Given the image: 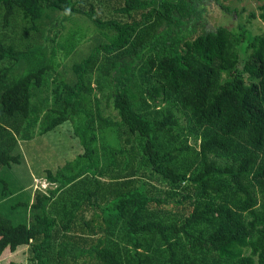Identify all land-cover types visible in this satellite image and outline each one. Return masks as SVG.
I'll list each match as a JSON object with an SVG mask.
<instances>
[{"label": "trees", "instance_id": "obj_1", "mask_svg": "<svg viewBox=\"0 0 264 264\" xmlns=\"http://www.w3.org/2000/svg\"><path fill=\"white\" fill-rule=\"evenodd\" d=\"M201 1L0 0L5 26L22 15L44 36L79 15L99 30L64 70L46 44L0 45V166L20 163L14 137L45 108L39 133L70 122L82 147L22 204L30 224L0 214V258L26 247L30 264H264V33H185ZM102 55L116 121L90 82Z\"/></svg>", "mask_w": 264, "mask_h": 264}, {"label": "rangeland", "instance_id": "obj_2", "mask_svg": "<svg viewBox=\"0 0 264 264\" xmlns=\"http://www.w3.org/2000/svg\"><path fill=\"white\" fill-rule=\"evenodd\" d=\"M198 5L197 21L193 20L188 24L185 27V33L199 34L204 31L215 30L217 27H226L229 30H237L243 27L250 31L253 36L264 33V21L260 16L264 0H204ZM29 27L30 24L23 19L22 15H16L7 26L4 25V17L2 16L0 18V45L20 49L29 42L46 44L57 53V61L61 62L63 70L67 66L71 68L82 62L89 51L88 47L99 35V30L95 25L87 18L79 15L63 16L62 22L58 21L56 25L44 31V36L29 31ZM74 35V42L68 46L76 44L72 50H68L67 39L69 37L72 39L71 36ZM241 49L242 57L247 59L250 53L247 50V44H243ZM67 51L69 52L67 53ZM76 52L78 54L71 56ZM105 57L106 55L101 56V63L94 69L90 82L95 88L96 96L103 104V115L116 121L119 120L118 114L105 107L106 99L102 95L103 91H101V89L106 92L111 91L108 81L112 70L105 64ZM244 75L245 77L248 76L246 73ZM54 76V74L49 75V83L46 88H43L44 90H35L34 103L40 108L42 103L52 96ZM134 97L137 98V96ZM44 110L46 111V108ZM43 114H39L40 123L38 125L29 129L28 132L23 125L20 133L14 137L22 157L20 163L11 167L0 166V176L4 179L3 183L0 182V214L10 219L13 224H30L32 213H29V208L22 204H32L38 190L47 191L55 188L48 182L46 172L48 170L58 171L82 153L80 139L74 135L73 124L71 125L70 122L41 135L39 132ZM178 116L181 117L185 134H188L189 122L187 117L181 111L178 112ZM27 133L32 135L30 139L25 137ZM109 135L110 140L116 136L113 132ZM191 142L195 146H199L194 143V140ZM28 250L29 248L25 247L15 253L6 252L0 258V264H30Z\"/></svg>", "mask_w": 264, "mask_h": 264}]
</instances>
